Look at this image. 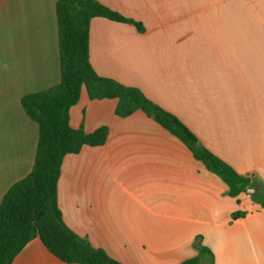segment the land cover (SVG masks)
<instances>
[{
	"label": "crops",
	"instance_id": "0c3cea01",
	"mask_svg": "<svg viewBox=\"0 0 264 264\" xmlns=\"http://www.w3.org/2000/svg\"><path fill=\"white\" fill-rule=\"evenodd\" d=\"M57 1L0 0V202L30 173L38 141L20 99L60 80ZM97 1L143 31L92 19L93 70L140 90L264 186V0ZM117 102L90 100L82 88L69 110L72 128L105 126L108 137L63 158L57 206L64 224L122 264H180L196 255L197 236L214 264H264V208L247 193L229 197L143 112L117 117ZM11 264L64 263L36 237Z\"/></svg>",
	"mask_w": 264,
	"mask_h": 264
},
{
	"label": "trees",
	"instance_id": "16d2710c",
	"mask_svg": "<svg viewBox=\"0 0 264 264\" xmlns=\"http://www.w3.org/2000/svg\"><path fill=\"white\" fill-rule=\"evenodd\" d=\"M60 66L59 83L24 95L20 104L38 129V141L30 173L15 182L0 202V264H11L32 239L38 237L46 250L64 264H122L102 249L94 248L63 222L57 206V181L63 158L77 154L84 146L100 147L108 129L91 133L69 124V110L84 88L90 100L116 99L114 114L125 118L143 112L169 134L180 140L207 171L228 188V196L238 197L256 189L251 200L264 208V186L252 176L238 174L232 167L202 146L197 137L175 116L148 99L140 90L99 76L89 62L88 32L92 19L142 25L105 7L97 0H58L55 6ZM234 218L242 214H233ZM196 255L180 264H214L212 252L197 236Z\"/></svg>",
	"mask_w": 264,
	"mask_h": 264
},
{
	"label": "water",
	"instance_id": "95a60500",
	"mask_svg": "<svg viewBox=\"0 0 264 264\" xmlns=\"http://www.w3.org/2000/svg\"><path fill=\"white\" fill-rule=\"evenodd\" d=\"M256 192H257V191H256V189H254V188H249V189H247V191H246V193L249 194L250 196L255 195Z\"/></svg>",
	"mask_w": 264,
	"mask_h": 264
},
{
	"label": "rangeland",
	"instance_id": "374dc122",
	"mask_svg": "<svg viewBox=\"0 0 264 264\" xmlns=\"http://www.w3.org/2000/svg\"><path fill=\"white\" fill-rule=\"evenodd\" d=\"M157 104V103H156ZM158 105V104H157ZM158 106H160L161 107V105H158ZM162 108V107H161ZM163 109V108H162ZM163 110H165L166 112H168V113H170L167 109H163ZM170 114H172V113H170ZM181 123H183V120L182 119H179V118H177ZM184 124V123H183Z\"/></svg>",
	"mask_w": 264,
	"mask_h": 264
}]
</instances>
